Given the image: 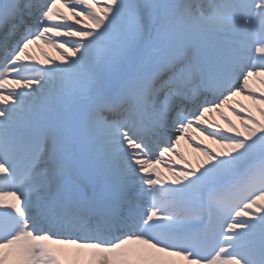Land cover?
<instances>
[{
    "label": "snow or ice",
    "instance_id": "1",
    "mask_svg": "<svg viewBox=\"0 0 264 264\" xmlns=\"http://www.w3.org/2000/svg\"><path fill=\"white\" fill-rule=\"evenodd\" d=\"M0 264H264V0H0Z\"/></svg>",
    "mask_w": 264,
    "mask_h": 264
},
{
    "label": "bare ground",
    "instance_id": "2",
    "mask_svg": "<svg viewBox=\"0 0 264 264\" xmlns=\"http://www.w3.org/2000/svg\"><path fill=\"white\" fill-rule=\"evenodd\" d=\"M37 55H39V52H37ZM214 115H215V114H213V117L216 116V115H215V116H214ZM183 147H184V150H185L186 152L191 153V149L188 148L187 145H184Z\"/></svg>",
    "mask_w": 264,
    "mask_h": 264
},
{
    "label": "rangeland",
    "instance_id": "3",
    "mask_svg": "<svg viewBox=\"0 0 264 264\" xmlns=\"http://www.w3.org/2000/svg\"><path fill=\"white\" fill-rule=\"evenodd\" d=\"M229 116H231V113H228ZM215 116V115H214ZM216 121L223 123V121L220 120L219 116L213 117ZM234 119V117H232Z\"/></svg>",
    "mask_w": 264,
    "mask_h": 264
}]
</instances>
